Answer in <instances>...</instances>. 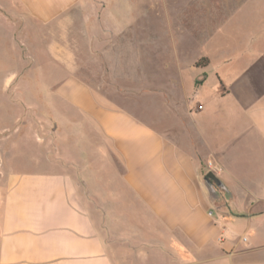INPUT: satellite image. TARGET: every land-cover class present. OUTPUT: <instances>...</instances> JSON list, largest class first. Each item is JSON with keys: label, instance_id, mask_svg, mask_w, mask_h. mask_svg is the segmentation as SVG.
<instances>
[{"label": "crops", "instance_id": "0c3cea01", "mask_svg": "<svg viewBox=\"0 0 264 264\" xmlns=\"http://www.w3.org/2000/svg\"><path fill=\"white\" fill-rule=\"evenodd\" d=\"M109 2L0 0V84L45 83L54 124L44 159L31 141L5 154L0 136V264H264V0L238 1L233 48L228 19L210 28L195 12L192 54L176 29L162 128L128 107L126 88L114 99L80 74L87 55L102 82L106 67L148 63L118 61L127 23L111 24ZM147 32L137 43L158 49ZM38 59L56 70L15 69ZM208 171L224 188L210 190Z\"/></svg>", "mask_w": 264, "mask_h": 264}, {"label": "rangeland", "instance_id": "374dc122", "mask_svg": "<svg viewBox=\"0 0 264 264\" xmlns=\"http://www.w3.org/2000/svg\"><path fill=\"white\" fill-rule=\"evenodd\" d=\"M110 1L107 4L108 10L105 15L111 24L119 28L120 23L121 25L127 23L125 33L119 37L121 56H118V61L123 62L126 59L128 64H133L132 62L136 60H146L148 63H145L144 66L135 65L130 69L129 66L124 68V64L121 63L116 70V76V72L111 73V70L106 67L107 72L103 77L105 82H102L100 76L104 68L100 66L99 60L87 55L88 66L82 68L80 74L82 77L88 78V83L91 86L99 87L102 92L109 94L114 99L120 98L115 95L116 89L126 88L131 94L127 99L128 107L134 109L157 128H162L163 123L172 125L173 116L169 112L173 108L172 97L175 85L165 78H171L175 74L173 64L174 32L178 28L183 30L186 37L184 46L188 50L191 47L192 54L197 52L200 47L197 42L190 44L188 38L189 29L195 26L193 21L195 12L202 16V21H205L210 28H215L223 23V19H228L229 21L222 24L223 33H229V45L233 48L238 19L236 7L239 0ZM207 6L208 9L205 8ZM206 10L210 13L209 17L206 15ZM121 13L125 14L126 19H121ZM200 22L201 20L198 23ZM147 31L158 34L156 36L160 39L158 49L155 43L148 44L147 50L145 47L141 48L137 43L138 35L140 37L142 32ZM139 40L141 39L139 38ZM106 53L109 55L108 52ZM42 63L43 61L38 59L37 66L31 67L25 66L22 62V65L15 69L20 71L18 74L25 76L41 75L56 70V68L43 67ZM184 77L188 86L191 74L187 72ZM44 87L45 83H35L29 79L0 84V129L2 131L0 136L3 144L2 150L5 154H9L11 150L16 153L21 151L23 154L30 141L36 143L37 154L43 159L51 151L49 132L54 124L49 120V109L39 94ZM29 166L33 167V164H29ZM42 167H44L43 164ZM141 261L144 260H135L134 262L141 264ZM129 262L132 261L129 260Z\"/></svg>", "mask_w": 264, "mask_h": 264}, {"label": "water", "instance_id": "95a60500", "mask_svg": "<svg viewBox=\"0 0 264 264\" xmlns=\"http://www.w3.org/2000/svg\"><path fill=\"white\" fill-rule=\"evenodd\" d=\"M203 179L212 192L215 191L216 188H224L221 180L212 171L206 172Z\"/></svg>", "mask_w": 264, "mask_h": 264}, {"label": "trees", "instance_id": "16d2710c", "mask_svg": "<svg viewBox=\"0 0 264 264\" xmlns=\"http://www.w3.org/2000/svg\"><path fill=\"white\" fill-rule=\"evenodd\" d=\"M206 63H207V59L206 58H202V59L196 61L195 65L196 66H199V65L203 66V65H206ZM196 83H198V82H196Z\"/></svg>", "mask_w": 264, "mask_h": 264}, {"label": "built area", "instance_id": "2783aa9c", "mask_svg": "<svg viewBox=\"0 0 264 264\" xmlns=\"http://www.w3.org/2000/svg\"><path fill=\"white\" fill-rule=\"evenodd\" d=\"M208 165H210V162H208ZM209 214H212V212H211V211H209Z\"/></svg>", "mask_w": 264, "mask_h": 264}]
</instances>
